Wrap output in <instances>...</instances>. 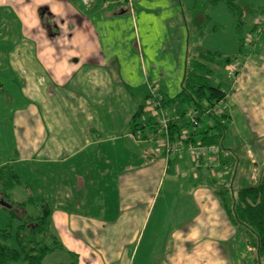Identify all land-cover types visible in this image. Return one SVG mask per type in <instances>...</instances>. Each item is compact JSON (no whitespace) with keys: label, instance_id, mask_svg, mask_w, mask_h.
Here are the masks:
<instances>
[{"label":"crops","instance_id":"1","mask_svg":"<svg viewBox=\"0 0 264 264\" xmlns=\"http://www.w3.org/2000/svg\"><path fill=\"white\" fill-rule=\"evenodd\" d=\"M107 5L0 0V117L8 113L13 128L8 163L20 179L19 202L29 192L48 204L54 234L78 264H253L245 232L213 197L217 186L237 190L264 175V18L249 20L243 47L235 40L233 62L213 75L235 77L227 91L215 83L225 94L216 112L230 125L210 170L186 154L166 158L148 100L151 90L165 101L181 91L190 60L183 28L168 34L181 10L134 0L110 15ZM166 107L159 112L174 115ZM236 231L237 249L216 248Z\"/></svg>","mask_w":264,"mask_h":264},{"label":"trees","instance_id":"2","mask_svg":"<svg viewBox=\"0 0 264 264\" xmlns=\"http://www.w3.org/2000/svg\"><path fill=\"white\" fill-rule=\"evenodd\" d=\"M103 1L108 3L105 11L110 15H120L131 8H128V0ZM218 4H224L235 19L234 38L240 50L245 41L243 36L246 20L250 15H254L256 8L241 0H208L196 2L190 11L191 15L203 14V26H206L210 22L208 11H213ZM260 11V14L264 15V10ZM217 29L218 27L213 28L212 32ZM232 62L233 59L224 57L219 52L198 50L196 57L191 58L186 65L180 93L167 101L158 97L155 99L156 111L171 106L174 107L172 114L181 117L189 110L196 113L199 128L195 133L189 134V141L193 144L215 145L222 150V141L230 124L226 116L218 115L216 112L218 104L225 100V94L213 83L212 78L216 68H224ZM137 116L138 114L132 119H136ZM202 119L210 121V125L205 126ZM187 129H189L187 123L181 129L171 124L169 127L171 140L179 137L181 131ZM18 187L20 179L15 169L9 163L1 165L0 205L10 220L17 221L18 225L14 231L16 248L8 246L13 234L11 227L6 225L0 229V264H42L46 256L56 251L64 252V248L54 234L50 222L51 209L44 200L37 202L27 192L26 200L9 202L11 192ZM214 193L229 222L244 230L247 244L256 254L257 264H264V175L258 176L255 184L245 183L237 190L230 184L217 186ZM67 254L71 258L69 264H78L76 255L70 252Z\"/></svg>","mask_w":264,"mask_h":264},{"label":"rangeland","instance_id":"3","mask_svg":"<svg viewBox=\"0 0 264 264\" xmlns=\"http://www.w3.org/2000/svg\"><path fill=\"white\" fill-rule=\"evenodd\" d=\"M208 0H168V2L175 8L181 10V15L179 19H175L173 22L169 23L168 27V34L175 35L178 32V28L181 27L183 28V39L182 43L184 44V51L186 50V53L189 57V59L196 57L197 51H210V52H219L221 53L224 57H233L236 56V44H235V39H234V24H235V19L232 17L230 11L224 4H218L213 11H208L209 16H210V22L206 25L203 26V21H204V15L199 14L196 16L191 15V9L194 7V4L196 2H206ZM241 2H245L249 5H253L256 8V11L254 13L253 18H249L246 20V24L244 26V30L247 31L249 27V20L251 19H256L257 21L260 22V18H264L263 14H260L259 7L264 6V0H241ZM261 23V22H260ZM215 32H212L213 28L216 29ZM174 39L172 38V41ZM227 72L225 69H222L219 71L216 75L215 78H212V81L214 84L216 83L218 85V81L220 84V87L222 90L227 91L228 86H229V80H228ZM151 83H154L153 81ZM215 84V85H216ZM156 87V86H155ZM147 100L144 99L143 101V106L148 108V102ZM146 114L142 117L146 118ZM170 116V115H169ZM7 118L4 122L3 117H0V126H3L2 129L0 128V163H8L13 160V152H12V146H13V141L11 138L13 128L11 127V124L9 122V116L7 113V116H4ZM141 121V120H140ZM233 135L231 134V139L229 138V135H227L226 140L231 142V145H233L232 141ZM163 141V140H162ZM160 142V139H157L155 141H152V143L149 145L150 148H152L153 152L156 151L158 143ZM14 147V146H13ZM249 161L246 159L245 156L241 155L240 163L242 166H245L247 169V163ZM18 169V166L15 167ZM255 175V178L252 176ZM251 176V181L256 183L258 175L256 173H253ZM254 183V184H255ZM169 186V183L167 181L164 183V187L162 190H165ZM18 193L23 194V191L21 189L16 188L13 192H11V197L9 199V202H19L18 200ZM213 200L215 202H219L218 198L216 197L214 193ZM0 202H1V197H0ZM157 202H161V194L160 197L158 198ZM29 210V212H31ZM223 211V209H222ZM6 225H9L11 227L12 231V238L8 241V246L12 248H16V243L14 240V231L18 225L17 221H11L8 214L4 209H2L0 205V229L5 227ZM240 229V228H239ZM242 229V228H241ZM244 232V230L242 229ZM238 231H236L235 235L230 239L226 241H220L222 244H219L218 241L215 242L216 248H228L232 251L233 248L237 249V242L238 238L235 237ZM240 248V244H239ZM248 260V258H247ZM231 264H234L235 260H230ZM71 262V258L66 252L63 251H56L52 254H49L46 256V258L43 260L42 264H69ZM245 264H252L251 258L247 261H243ZM135 264V263H134ZM253 264H257V258L256 254L254 252V258H253Z\"/></svg>","mask_w":264,"mask_h":264},{"label":"built area","instance_id":"4","mask_svg":"<svg viewBox=\"0 0 264 264\" xmlns=\"http://www.w3.org/2000/svg\"><path fill=\"white\" fill-rule=\"evenodd\" d=\"M83 6L92 5L95 0H80ZM128 8L132 5V0H128ZM229 78H234L235 74L233 71L228 72ZM155 92L150 91L148 100L154 110V117L156 118V124L159 127L164 139V154L168 157H178L182 154H186L194 163L196 168L204 166L210 170H213L218 164L219 148L215 145H202L200 143H191L189 134L195 133L196 129L199 128V120L196 119L197 115L193 111L189 110L183 116V119L189 126V129L182 130L179 137L171 140L169 127L177 120V115H166L162 112L156 111L155 103ZM255 178V175L252 178Z\"/></svg>","mask_w":264,"mask_h":264}]
</instances>
